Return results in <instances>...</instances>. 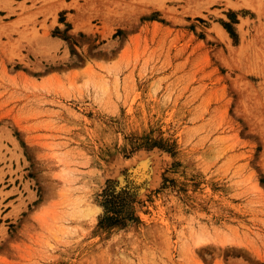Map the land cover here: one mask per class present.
<instances>
[{"label":"rangeland","instance_id":"374dc122","mask_svg":"<svg viewBox=\"0 0 264 264\" xmlns=\"http://www.w3.org/2000/svg\"><path fill=\"white\" fill-rule=\"evenodd\" d=\"M0 264H264V0H0Z\"/></svg>","mask_w":264,"mask_h":264},{"label":"trees","instance_id":"16d2710c","mask_svg":"<svg viewBox=\"0 0 264 264\" xmlns=\"http://www.w3.org/2000/svg\"><path fill=\"white\" fill-rule=\"evenodd\" d=\"M124 191H125V189H122L120 192L114 193V191L112 190L110 194H111V197H121L122 196L121 193L124 192ZM107 202H108V200H105V203H104L105 208H107L106 207V203ZM117 212L118 211H114L113 212V213H115L114 216L113 215L112 216H105L104 218L108 219V220L110 219L111 220L110 223L117 222V217H118L117 216L118 214H116Z\"/></svg>","mask_w":264,"mask_h":264},{"label":"bare ground","instance_id":"6f19581e","mask_svg":"<svg viewBox=\"0 0 264 264\" xmlns=\"http://www.w3.org/2000/svg\"><path fill=\"white\" fill-rule=\"evenodd\" d=\"M217 31H219V33H221V34H225L224 30H223L220 26H218ZM135 169H136V168H135ZM141 190H142V189H141Z\"/></svg>","mask_w":264,"mask_h":264}]
</instances>
